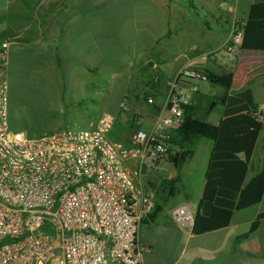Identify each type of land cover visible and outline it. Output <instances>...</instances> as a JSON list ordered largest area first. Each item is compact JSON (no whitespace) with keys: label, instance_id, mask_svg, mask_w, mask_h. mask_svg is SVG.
I'll return each instance as SVG.
<instances>
[{"label":"crops","instance_id":"obj_1","mask_svg":"<svg viewBox=\"0 0 264 264\" xmlns=\"http://www.w3.org/2000/svg\"><path fill=\"white\" fill-rule=\"evenodd\" d=\"M139 1L143 4L138 0H70L60 14L62 21L57 16L56 23L46 31L29 33L31 36L25 41L8 37V94V74L14 73L15 63L25 58L27 71L36 75L43 72L41 67H49L52 79L61 84L52 87L54 100L47 104L45 113L52 112L51 108L59 113L67 111L69 121L80 122L87 114L86 109H81L83 99L95 98L96 102L97 98L111 97L112 90L127 83L121 97L129 99L128 111L121 110L120 104L119 111L116 106L107 110L114 122L129 128V133L137 127L136 122L140 129L149 132L155 113L140 104V99L147 94L159 107L166 83L187 68L231 74L233 84L228 91L205 81L211 91L217 90L212 97L218 101L249 90L256 113L260 112L264 123V51H225L234 23L264 19V0ZM220 51L232 59L223 61V54L217 55ZM104 74L107 82L116 83L105 93L102 84L96 86V81L103 82ZM197 96L204 98L198 90L192 100ZM220 118L218 115L211 124L217 125ZM98 120L89 118L87 126L94 127ZM48 128L60 129L55 124ZM129 133L121 135V139L126 140ZM201 139L204 138L190 144L192 155L182 163L178 160L177 167L173 164L176 169L184 168L181 173L185 179L192 178L187 183V193L176 192L178 173L174 182L169 174L161 179L148 174L175 155L169 154L143 170V187L156 209L143 217L138 232L142 264H264V219L255 233L248 234L256 216L264 212V194L257 205L235 211L227 227L201 235L192 233V224L178 225L172 220L171 212L178 206L187 205L193 218L197 212L212 149V142L208 141L206 152L198 155L196 145ZM193 160V168L187 169ZM263 167L264 128L250 158L244 185Z\"/></svg>","mask_w":264,"mask_h":264},{"label":"built area","instance_id":"obj_2","mask_svg":"<svg viewBox=\"0 0 264 264\" xmlns=\"http://www.w3.org/2000/svg\"><path fill=\"white\" fill-rule=\"evenodd\" d=\"M244 24H233L227 53L241 49ZM10 43L0 37V264H142L138 232L156 208L144 190L143 170L169 156L166 141L182 125L183 107L192 104L206 74L181 69L165 85L151 131L136 122L126 141L109 137L115 119L107 112L89 129L28 138L10 126ZM119 107L128 111L126 100ZM255 116L262 121L260 112ZM171 217L178 225L193 222L187 205Z\"/></svg>","mask_w":264,"mask_h":264},{"label":"trees","instance_id":"obj_3","mask_svg":"<svg viewBox=\"0 0 264 264\" xmlns=\"http://www.w3.org/2000/svg\"><path fill=\"white\" fill-rule=\"evenodd\" d=\"M64 9L65 7L57 9L58 15ZM240 50L264 51V19L245 22ZM204 73L211 85L220 86L226 91L231 89V74H215L211 71ZM147 98V94L142 98L145 104ZM218 102L223 110L217 125L199 116V105L194 101L183 107V123L166 141L170 149L178 148L176 157L169 158L176 167L178 160L182 163L192 155V150L186 148L194 139L204 138L212 142L202 196L192 222V233L196 235L227 227L235 211L257 205L264 194V167L244 185L250 158L259 133L264 128V123L255 116L257 107L252 95L249 90H245L235 96H225ZM148 106L157 113L158 106ZM13 108L10 106V116L14 112ZM46 114L44 112L36 117H23V130L28 138L51 132L46 128L49 121ZM262 219L264 212L256 216L248 234L256 232Z\"/></svg>","mask_w":264,"mask_h":264},{"label":"rangeland","instance_id":"obj_4","mask_svg":"<svg viewBox=\"0 0 264 264\" xmlns=\"http://www.w3.org/2000/svg\"><path fill=\"white\" fill-rule=\"evenodd\" d=\"M69 2L70 0H0V37H10L11 39H17L18 41H25L31 36L29 33L34 34L36 32L42 33L46 31L50 26L56 23L57 16H59L58 18L60 22L62 21V15L60 16L62 11L58 15L57 9L68 7ZM138 3L143 4L139 0ZM70 10H73L72 6ZM223 52L224 51H220L217 53V55L223 54V61L232 59L231 56L225 54L226 52ZM26 66L27 64L24 58L18 63H15L14 73L12 72L11 74H8L9 105L14 107V112L10 116L11 128L15 131H21L24 133L25 131L23 130V127L25 124L23 117H36V115L46 112V109H48L47 104L54 100V98L51 97V95H53L52 87H59L61 84L54 81V77L52 79L53 73L50 72L49 67H41L44 69L43 72L36 75L37 73L27 71L28 69ZM115 67H118V65H115ZM106 76L107 75L105 74L103 75L102 83L100 81H96V86L102 84L104 93L107 89H110L112 85H116V83L107 82ZM127 86L128 84L126 83L119 89L112 90L111 97H103L100 100L97 98L96 102L94 101L95 98L83 99L81 109H86L87 114L85 115L86 119L80 122H75V120L69 121L67 119V111L59 113V111H55L51 108L52 112L46 114L49 118L46 128L48 125L53 126V124H55V126L60 127L58 130H66L67 128L71 130L89 129L87 126L89 118L97 120L103 113H110L111 111L107 110L110 106H116V110L119 111L117 105H119L123 100L128 102L129 99L121 97V95L125 92L124 90L127 89ZM217 89H219V87H217ZM198 90L204 94V98L197 96L195 100H192V103L197 101L199 105V116L207 122L213 123L215 122L214 118L218 117V115H221L222 113V111H220L219 102L212 97L216 94L217 90L214 92L211 91L208 83L206 82L200 83ZM65 92V95L69 96L70 93H68V90ZM127 93H131V90L130 92L127 91ZM65 95H63L62 98H65ZM140 104L148 106L145 104L143 99H140ZM57 119L59 121L55 122L58 123H53V121ZM27 126L29 125L27 124ZM50 131L52 132L54 130ZM128 133L129 128L120 124L119 121H116L109 133V137L116 141H126L121 139V135H127ZM208 141L211 143L208 139H201L199 144L197 143L196 147L199 145L197 150L198 155H203L206 152L205 146ZM186 149H190V146ZM176 153H178L177 147L170 149L171 155H175ZM193 166L194 160L187 165V169L191 170ZM183 169L184 168L182 167L180 169H176L171 161H167L163 163L162 167H153L149 170L148 174L156 177L157 179L164 178L166 174H169L172 176V182H174L173 180L178 173L179 180L175 185L176 192L187 193V183L192 178L187 177L185 179L184 175L181 173V170L183 171Z\"/></svg>","mask_w":264,"mask_h":264}]
</instances>
